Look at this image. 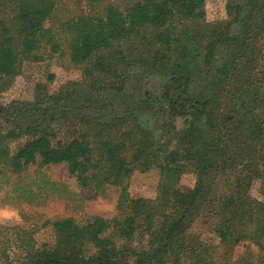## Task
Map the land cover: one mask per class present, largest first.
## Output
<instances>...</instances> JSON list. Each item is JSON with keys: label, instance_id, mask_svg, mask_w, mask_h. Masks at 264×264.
I'll return each mask as SVG.
<instances>
[{"label": "trees", "instance_id": "trees-1", "mask_svg": "<svg viewBox=\"0 0 264 264\" xmlns=\"http://www.w3.org/2000/svg\"><path fill=\"white\" fill-rule=\"evenodd\" d=\"M87 3L0 0V165L34 184L64 163L82 188L118 187L116 212L0 224V264H264V0H225L212 21L205 0ZM52 55L80 78L1 101ZM149 168L157 196H131ZM205 211L217 241L190 229Z\"/></svg>", "mask_w": 264, "mask_h": 264}, {"label": "rangeland", "instance_id": "rangeland-1", "mask_svg": "<svg viewBox=\"0 0 264 264\" xmlns=\"http://www.w3.org/2000/svg\"><path fill=\"white\" fill-rule=\"evenodd\" d=\"M87 11L90 7L88 0H72ZM205 19L212 21L224 19L225 0H205ZM264 45V35L260 42ZM79 67L68 63L65 57L52 55L39 61H25L21 73L16 76L14 85L1 96L3 103L11 99L29 100L37 82L47 85L49 91H55L70 80L79 79ZM177 127L184 126L181 119L176 120ZM15 144H11L13 147ZM35 165H30L33 172ZM41 174L37 183L25 179L20 181L17 174L0 165V224L20 225L27 227L30 223L41 226L44 217L73 216L80 219L85 215L99 214L111 217L116 212V201L119 188L109 186L105 192H96L92 186L80 187L73 177L68 175L66 164L49 165L41 167ZM43 177V178H42ZM159 170H136L128 179V192L133 197L155 198L158 194L157 183ZM194 176L190 173L182 175L179 186L182 189L191 187ZM220 188V187H219ZM251 194L261 198L258 192V182L251 187ZM215 218L207 211L199 215L191 225V231L201 237L217 241L214 232ZM39 242L50 238L48 228H40L36 233ZM238 247L237 251H241ZM170 264V263H166Z\"/></svg>", "mask_w": 264, "mask_h": 264}]
</instances>
